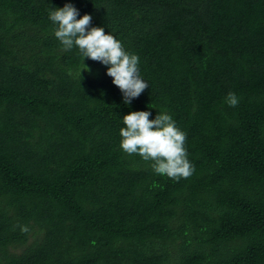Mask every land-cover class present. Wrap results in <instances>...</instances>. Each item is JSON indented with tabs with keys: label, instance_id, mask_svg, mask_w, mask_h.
I'll use <instances>...</instances> for the list:
<instances>
[{
	"label": "trees",
	"instance_id": "1",
	"mask_svg": "<svg viewBox=\"0 0 264 264\" xmlns=\"http://www.w3.org/2000/svg\"><path fill=\"white\" fill-rule=\"evenodd\" d=\"M0 264H264V0H0Z\"/></svg>",
	"mask_w": 264,
	"mask_h": 264
}]
</instances>
